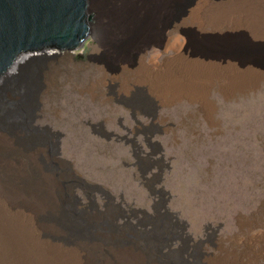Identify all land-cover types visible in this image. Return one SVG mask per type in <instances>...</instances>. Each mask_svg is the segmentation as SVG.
Masks as SVG:
<instances>
[{"label":"rangeland","instance_id":"374dc122","mask_svg":"<svg viewBox=\"0 0 264 264\" xmlns=\"http://www.w3.org/2000/svg\"><path fill=\"white\" fill-rule=\"evenodd\" d=\"M188 1L172 0L170 25L175 15L190 13ZM201 7L197 16L186 15L178 30H167L171 45L165 53L151 47L145 50L144 61L149 64L156 55L159 62L168 56L178 62L176 53L182 43L191 45L190 59H203L198 52H216L222 44L235 45L233 51L244 57L236 67L229 58L206 61L239 73L262 72V79L257 86L228 98L218 91L217 80L208 81L212 119L202 104L184 99L141 113L116 98L108 100L103 76L105 72L112 75L126 63L96 50L94 35L87 52L68 59L52 56L44 63L53 79L40 95L41 106L31 129H37L39 138L45 140L49 131L55 135L56 219L69 236L96 241L94 261L264 264V0H204ZM89 12L94 23L93 10ZM127 39L119 41L129 42ZM137 61H132L133 66ZM175 66L181 71L180 63ZM118 89L115 82L111 92ZM152 108L157 109L155 117ZM135 119L163 126L153 136L138 134L144 146L146 138L161 142L163 150L152 158L163 157L167 163L172 157L173 180H166L170 177L166 171L163 181L154 186L163 194H153L135 165L130 141L133 127L138 126ZM24 125L28 128L24 116L23 122L15 123L25 130ZM121 146L124 154L118 156ZM163 200H167L166 208L160 207Z\"/></svg>","mask_w":264,"mask_h":264},{"label":"bare ground","instance_id":"6f19581e","mask_svg":"<svg viewBox=\"0 0 264 264\" xmlns=\"http://www.w3.org/2000/svg\"><path fill=\"white\" fill-rule=\"evenodd\" d=\"M202 1L204 0L188 1L186 7L191 10L190 13L180 12L173 17L174 22L170 25L168 16L172 0H108L109 4L102 0H84L88 36H95L96 50L106 54L108 52L126 63L120 65V69L116 68L112 75L103 73L107 88L104 93L108 100L116 98L128 108L141 113L152 106H169L184 99L190 103L202 104L208 119H212L214 106L208 99V81L213 78L215 82L217 80V89L226 98L234 92L258 85L262 72L239 73L220 63L206 61L210 57L229 58L235 61L231 66L236 67L244 61V57L233 51L232 46L235 45L232 44L219 45L222 48L216 52H198L203 59H190L191 45L182 43L179 45L182 48L176 53L180 61L176 62L175 58L168 56L159 62L158 56L152 55L149 64L145 63V50L158 47L165 53L171 45L170 32L167 30H178L179 23H183L188 14L191 17L197 16L204 8L201 7ZM90 9L94 13V23ZM126 37L130 38L127 39L129 42L119 41ZM137 58V64L133 66L132 61ZM177 63L181 64L179 72L175 68ZM16 70L21 72L22 66ZM50 70L47 64L44 65L25 102L23 112L14 118L6 115L7 105L20 101V96L13 89H3L0 86L3 98L0 102V264H107L101 262L102 258L94 261L96 256L93 257V254L97 248L95 240L69 236L56 219L59 207L58 160L55 157L58 146L54 142L55 135L49 131V139L45 140L47 138H39L37 129H31L36 111L41 106L40 95L47 88V82L53 79ZM221 80H225V83L221 84ZM115 82L119 84V89L112 93L111 88ZM152 111L155 117L157 109ZM23 116L29 129L25 125V130L15 126L16 122H23ZM135 121L138 126L133 127L134 137L129 139L135 148V165L141 172V179L149 183L153 194H163L162 189L157 190L154 186L163 181L166 171L170 174L166 180H173L174 170L169 164L172 157L168 158L167 163H164L163 157L152 158L157 151L163 150L161 142H152L146 138L144 146L138 137V134L153 136L156 132H162L163 126L154 122L143 124L139 119ZM127 130L130 131L129 128ZM98 133L106 134L104 131ZM118 148L119 156L124 148ZM154 166H158L157 172L153 171ZM91 187L99 188L98 185ZM165 201L167 200H163L160 207L166 208ZM166 212L172 215L168 210ZM58 244L64 247H57ZM110 264L122 263L112 260Z\"/></svg>","mask_w":264,"mask_h":264},{"label":"water","instance_id":"95a60500","mask_svg":"<svg viewBox=\"0 0 264 264\" xmlns=\"http://www.w3.org/2000/svg\"><path fill=\"white\" fill-rule=\"evenodd\" d=\"M90 41L84 0H0V86L20 96L8 118L20 115L46 59L87 52Z\"/></svg>","mask_w":264,"mask_h":264}]
</instances>
